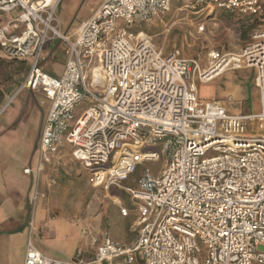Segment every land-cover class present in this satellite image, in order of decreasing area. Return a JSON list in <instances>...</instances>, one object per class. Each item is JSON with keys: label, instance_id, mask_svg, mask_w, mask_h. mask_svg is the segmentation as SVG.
<instances>
[{"label": "built area", "instance_id": "built-area-1", "mask_svg": "<svg viewBox=\"0 0 264 264\" xmlns=\"http://www.w3.org/2000/svg\"><path fill=\"white\" fill-rule=\"evenodd\" d=\"M61 2L0 0V14L18 12L10 21L0 16V53L30 67L0 119L23 91L50 104L35 168L24 170L35 177V204L45 197L44 170L60 167L65 152L92 187L105 191L143 167L137 188L126 189L138 240L125 246L86 229L94 258L85 263L82 250L65 262L30 239L24 264H264V0H104L72 35L60 30ZM174 8L261 24L239 53L212 49L203 60L165 52L153 36L131 30ZM205 31L199 23L197 32ZM56 42L67 58L60 75L46 67L47 48ZM240 69L252 70L257 113L232 114L220 100L200 99L199 84ZM162 160L157 173L144 167Z\"/></svg>", "mask_w": 264, "mask_h": 264}, {"label": "crops", "instance_id": "crops-1", "mask_svg": "<svg viewBox=\"0 0 264 264\" xmlns=\"http://www.w3.org/2000/svg\"><path fill=\"white\" fill-rule=\"evenodd\" d=\"M103 1L98 4L92 15L82 23L93 16ZM77 29L73 32L68 31V33L72 35ZM58 50L64 60L56 57ZM47 53L49 56L52 54V59L46 66L47 70L55 75H60L67 61L64 48H61L58 44H53L47 48ZM39 95L42 97V105L47 114L50 104L41 94ZM259 110L260 98L258 94L254 107L249 109L247 114L257 113ZM17 114L20 115V111ZM17 117H13L6 125L3 123L0 128V139L1 143L4 144L2 147L3 144H0V264H24L27 243L30 239L38 250L50 258L70 262L76 258L78 251L82 250L84 252L83 261L85 263L91 262L94 258V251L89 248L85 236L86 229H90L96 234L108 232L115 242L125 246H134L138 240L137 233L133 231L137 214L133 209L131 197L126 189L137 188V179L141 174L138 175L137 179H134L137 176L135 174L121 187H113L109 191L98 189L108 194L106 198L112 200L114 205L119 208L108 217L105 216L106 211L102 210L96 219H82L76 205L69 203L48 204L43 202V198L35 204V177L24 173L29 165H36L35 151L37 147L35 148L34 143L28 140L32 123L35 120V113L16 123ZM44 119L45 117L42 120V127ZM10 136L17 137L18 143H21L22 149L20 150H22V153L20 150L18 151L20 155L10 153L9 148L5 147L7 145L5 142H8L5 139L13 138ZM66 155L70 156L68 152L63 154L60 167L54 169L47 166L44 170L40 187L42 194L46 195L52 192L53 184L49 183V177L52 176L50 172L62 169L66 172L65 167H68V163H72L71 159L65 163ZM77 173L78 182L84 175L87 184L90 185L88 176L83 169ZM64 174L62 176L64 183L68 181V184H71V180L68 178L71 177V174ZM132 180H134V183L130 182ZM128 183L133 184V186L127 185ZM122 190L124 192H121ZM113 191L116 193L110 195ZM121 208H127L130 211L128 217L121 215Z\"/></svg>", "mask_w": 264, "mask_h": 264}, {"label": "rangeland", "instance_id": "rangeland-1", "mask_svg": "<svg viewBox=\"0 0 264 264\" xmlns=\"http://www.w3.org/2000/svg\"><path fill=\"white\" fill-rule=\"evenodd\" d=\"M101 1L102 0H62L58 9L60 30L63 33L68 31L73 32L83 21L92 15ZM227 14V12L215 11L213 13H205L200 18L199 14L179 11L174 8L168 16L164 17L162 20L156 21L153 25L149 26L145 23H137L132 26L131 30L134 32H146L153 36L155 43L160 47H164L165 52H175L181 58L185 59L195 58L203 60L209 50L215 49L224 53H239L246 45L247 40H243L240 35V25L235 23L237 20L233 22L232 19L225 18L224 15ZM17 15L18 12L0 14L6 21H10L12 17ZM201 22L206 24V31L199 34L197 29L198 24ZM213 23L216 24V27L212 26ZM55 44L59 43L56 42ZM59 46L63 48L62 45ZM56 57L64 60L59 50ZM51 59L52 54L49 61ZM21 78H24V76L22 75ZM258 94V90L253 84V74L250 69L226 71L209 83L199 84L200 99L209 101L220 100L228 107L232 114L249 113V109L253 108L254 103L257 101ZM230 97L233 98V103H228ZM88 106L89 103H84L82 107L86 109ZM19 111L20 115L17 114ZM81 112L82 111L78 110L77 116H79ZM33 113H35V120L32 123L28 140L34 143L36 148L41 137L42 120L46 115V109L43 108L42 97L39 94L23 91L17 96L1 117L0 128L3 123L4 125L8 124L13 117L18 116L17 123L21 119L32 116ZM10 137L13 138L5 139V141H8L5 142L7 144L5 147L9 148L10 153L12 152L13 154L15 153V155H20L19 153H22V150H20L22 149L21 143H18L17 137ZM0 144H3L1 143V139ZM2 146H4V144L1 145V147ZM19 150L20 152H18ZM212 156L213 154L208 155V157ZM70 159L72 163H68V167H65V171L68 173L64 172L63 169L50 172L52 176L49 177V183L53 184L52 192L45 195L42 199L43 202L48 204L69 203L76 205V208L79 210L77 211L81 214V218L87 220L98 218L102 210L106 211L105 216L108 217L113 211L119 209L114 205L112 200L106 198L108 194L102 190L93 189L88 185L84 175L78 182L77 172L82 171V169L68 155H66V159L64 160L65 163L70 161ZM163 164L164 160L147 164L144 167H148L154 173H157ZM28 167L35 168V165L31 164ZM142 168L143 167L139 169L134 179H137L138 175L141 174ZM64 173L71 174V177H68L71 180V184H68V181L64 183L62 179ZM130 182L134 183V180ZM127 185L133 186V184L129 183ZM113 192L116 193L115 191ZM121 192L124 191L122 190ZM110 195H112V192ZM135 264L140 263L136 262Z\"/></svg>", "mask_w": 264, "mask_h": 264}, {"label": "trees", "instance_id": "trees-1", "mask_svg": "<svg viewBox=\"0 0 264 264\" xmlns=\"http://www.w3.org/2000/svg\"><path fill=\"white\" fill-rule=\"evenodd\" d=\"M224 16L225 18L232 19L233 22L237 20L235 23L240 25V35L243 40H247V43L250 41L252 33L257 30L260 25L259 21H251L248 17L232 13H228ZM29 68L27 62L16 61L0 53V108L7 103L10 97L22 84L29 72ZM22 75L24 78H21ZM112 194L115 193L112 192Z\"/></svg>", "mask_w": 264, "mask_h": 264}, {"label": "flooded vegetation", "instance_id": "flooded-vegetation-1", "mask_svg": "<svg viewBox=\"0 0 264 264\" xmlns=\"http://www.w3.org/2000/svg\"><path fill=\"white\" fill-rule=\"evenodd\" d=\"M35 154H36V151H35Z\"/></svg>", "mask_w": 264, "mask_h": 264}]
</instances>
